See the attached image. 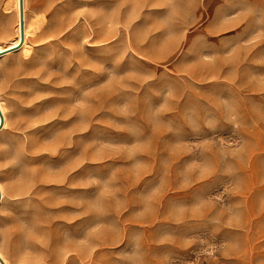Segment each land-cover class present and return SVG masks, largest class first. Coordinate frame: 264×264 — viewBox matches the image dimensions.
<instances>
[{"label": "rangeland", "instance_id": "rangeland-1", "mask_svg": "<svg viewBox=\"0 0 264 264\" xmlns=\"http://www.w3.org/2000/svg\"><path fill=\"white\" fill-rule=\"evenodd\" d=\"M85 1L27 0L30 50L0 60V250L47 264L17 249L70 157L102 200L100 264H264V0H191L184 26L186 0H145L114 44L83 36ZM15 24L0 0V43ZM73 77L99 113L81 148L49 117Z\"/></svg>", "mask_w": 264, "mask_h": 264}, {"label": "bare ground", "instance_id": "bare-ground-1", "mask_svg": "<svg viewBox=\"0 0 264 264\" xmlns=\"http://www.w3.org/2000/svg\"><path fill=\"white\" fill-rule=\"evenodd\" d=\"M179 3L172 9L181 26L191 20L189 11L196 12L195 2L188 5ZM16 2V24L14 35L0 43V60L15 53L26 54L30 50L31 25L28 22L27 0H15ZM87 4L93 5L86 18L94 27V31H82L83 36L91 37L97 42H111L118 40V24L123 23L126 27L127 36L131 34L135 21L139 16V9L145 6V0H86ZM195 6V7H194ZM194 7V8H193ZM177 26V25H176ZM169 27L173 30L172 24ZM115 60V55L111 56ZM64 95L56 99L55 109L49 117H59L58 121L66 128V132L59 134L58 141H66L69 136L77 139L76 146L81 143L78 139L87 133L86 123L88 120L95 121L99 117L96 109H87L84 105L77 106L75 100L85 102L86 95L75 97L78 90L77 83L73 77L64 87ZM85 108L87 110H85ZM8 125V115L5 102L0 97V133ZM63 167L50 178L56 181L55 186L62 191L61 197L49 198V200L37 208L36 214L28 216V224L23 229V243L19 245L17 254L21 258L28 248L38 253L40 261L47 264H100V245L102 229L100 228L102 200L100 196L85 200L84 194L89 192L82 181L75 178L81 176L83 171L82 159L71 160L66 157ZM6 191L0 181V206L6 200ZM0 264H12L6 254L0 250Z\"/></svg>", "mask_w": 264, "mask_h": 264}]
</instances>
